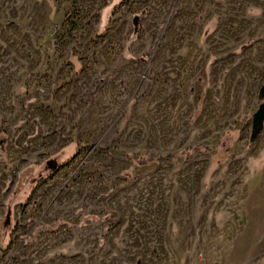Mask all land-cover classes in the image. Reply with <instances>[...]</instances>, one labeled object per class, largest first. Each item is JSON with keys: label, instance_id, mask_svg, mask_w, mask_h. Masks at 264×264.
Segmentation results:
<instances>
[{"label": "rangeland", "instance_id": "1", "mask_svg": "<svg viewBox=\"0 0 264 264\" xmlns=\"http://www.w3.org/2000/svg\"><path fill=\"white\" fill-rule=\"evenodd\" d=\"M263 82L264 0H0V264H264Z\"/></svg>", "mask_w": 264, "mask_h": 264}, {"label": "crops", "instance_id": "2", "mask_svg": "<svg viewBox=\"0 0 264 264\" xmlns=\"http://www.w3.org/2000/svg\"><path fill=\"white\" fill-rule=\"evenodd\" d=\"M254 192L248 199V208L249 211L253 209L262 210L264 208V170L260 173L259 177L257 176L254 184Z\"/></svg>", "mask_w": 264, "mask_h": 264}, {"label": "water", "instance_id": "3", "mask_svg": "<svg viewBox=\"0 0 264 264\" xmlns=\"http://www.w3.org/2000/svg\"><path fill=\"white\" fill-rule=\"evenodd\" d=\"M258 96L262 100L257 109L252 114L251 129L252 131L261 129L264 124V82L259 88Z\"/></svg>", "mask_w": 264, "mask_h": 264}, {"label": "trees", "instance_id": "4", "mask_svg": "<svg viewBox=\"0 0 264 264\" xmlns=\"http://www.w3.org/2000/svg\"><path fill=\"white\" fill-rule=\"evenodd\" d=\"M259 131V129H257V130H254L253 131V133L255 134L256 132H258ZM174 159V156H166V157H160V158H158L156 161H157V164H158V166H161V165H163L164 163H166V162H171L172 160ZM139 164H145V162L144 161H140V162H138ZM112 213V212H111ZM115 214L114 213H112V216H114ZM101 238H105V236H101Z\"/></svg>", "mask_w": 264, "mask_h": 264}]
</instances>
